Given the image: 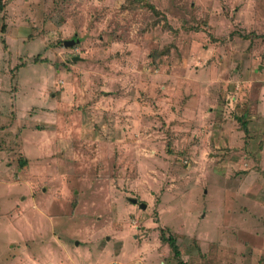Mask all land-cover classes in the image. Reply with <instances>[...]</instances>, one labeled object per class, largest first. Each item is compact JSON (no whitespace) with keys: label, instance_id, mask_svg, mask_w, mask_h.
I'll use <instances>...</instances> for the list:
<instances>
[{"label":"rangeland","instance_id":"rangeland-1","mask_svg":"<svg viewBox=\"0 0 264 264\" xmlns=\"http://www.w3.org/2000/svg\"><path fill=\"white\" fill-rule=\"evenodd\" d=\"M0 6V264H264V0Z\"/></svg>","mask_w":264,"mask_h":264},{"label":"trees","instance_id":"trees-1","mask_svg":"<svg viewBox=\"0 0 264 264\" xmlns=\"http://www.w3.org/2000/svg\"><path fill=\"white\" fill-rule=\"evenodd\" d=\"M3 8H4V6H0V11H2ZM243 125L246 127L247 124L244 122ZM161 240L164 243H167L172 248V250L174 251L175 258L180 259L181 252L178 248L177 240L175 239V237L173 235L167 236L164 232H162ZM181 263H182V261H181Z\"/></svg>","mask_w":264,"mask_h":264},{"label":"water","instance_id":"water-1","mask_svg":"<svg viewBox=\"0 0 264 264\" xmlns=\"http://www.w3.org/2000/svg\"><path fill=\"white\" fill-rule=\"evenodd\" d=\"M75 43L76 42H73V41L72 42H65V46L70 47V46H73ZM132 203L136 205L137 204V200L133 199ZM141 207H142V209H146L147 205L146 204H141Z\"/></svg>","mask_w":264,"mask_h":264},{"label":"crops","instance_id":"crops-1","mask_svg":"<svg viewBox=\"0 0 264 264\" xmlns=\"http://www.w3.org/2000/svg\"><path fill=\"white\" fill-rule=\"evenodd\" d=\"M135 200H136V199H135ZM134 205H135V204H134ZM136 205H138V200H137V204H136ZM136 205H135V206H136ZM162 243H163V241H162Z\"/></svg>","mask_w":264,"mask_h":264}]
</instances>
